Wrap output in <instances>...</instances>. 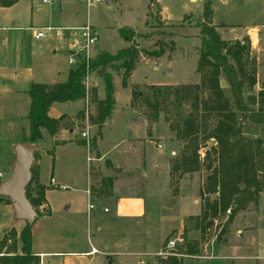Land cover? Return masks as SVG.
<instances>
[{
    "label": "rangeland",
    "instance_id": "1",
    "mask_svg": "<svg viewBox=\"0 0 264 264\" xmlns=\"http://www.w3.org/2000/svg\"><path fill=\"white\" fill-rule=\"evenodd\" d=\"M206 10L208 15L204 13ZM202 20L211 23L224 40L246 42L247 69L254 68L256 83L251 88L244 87L243 96L248 98L257 95L264 86V0H101L93 5H88L86 0H18L9 7L0 8V110L7 109L13 103L3 95V88L10 84L5 80L8 76L16 74L19 80L14 82L15 86L27 89L26 79L31 73L28 68L33 74L40 72V81L55 83L65 81L68 67H74L67 62V54L64 51L66 49L68 52L67 37L66 41L62 42L55 38L53 32H48L44 38L36 39L33 31L47 26L90 24L97 32L96 51L114 53L130 44L118 32L119 27L125 26L133 30V43L141 51L162 50L158 58L141 52L128 77L126 87L121 85L122 69L108 70L112 77L116 103L111 121L101 128L98 140V130L94 127V131L93 128L88 131L85 126V115L83 118L74 116L76 120L67 115L63 118L61 125L74 129L63 131L62 137L67 141L62 147L56 148L55 167L59 178L67 180L68 185L65 189L51 188L47 191L52 214L49 217H39L38 224L53 229L61 223L56 215L65 214L67 224H77L79 246L76 250L89 248L85 225L89 204L93 205L92 211H95L98 205H107L110 208L109 215L115 212L114 198L102 199L100 192V187L105 188L109 184L104 182L99 185L100 175H114L120 184L121 195L130 191L133 195H140L145 209L153 219L150 226L145 228L146 225L139 218L125 217L108 223L102 230L103 249L139 252L138 262L133 260L125 264H163L162 261L172 257L181 259V264H224L223 256H264V193H259L256 205L249 204L246 210L237 212L230 222L227 221L230 213H226L227 209L224 213L217 214L202 232L198 224L204 197L200 195L199 190L208 171L201 167L192 173L170 175L171 160L179 154L182 146L175 136V125L181 122V116L188 113V103L177 106L172 101L164 100L157 113L141 98L133 99V105L131 102L126 104L128 96L131 100L132 90L152 94L147 87L150 84L178 86L200 82V74L196 71L201 47L197 23ZM252 31L256 32L253 39L250 38ZM53 49L56 50L55 53L52 52ZM47 67L52 68L50 73L49 69L44 70ZM99 73L96 69L89 71L86 89L90 92L94 88L96 94L98 90L97 96L103 97L104 83ZM220 80L228 93V84L223 75ZM24 101L20 98L18 106ZM86 105L88 114L94 115V103L88 100ZM52 106L58 112L70 114L83 109L84 103L79 99L55 102ZM129 108L134 110L132 120L142 127H137L139 132L133 130L129 134V140L133 144H136L133 142V136H138L139 150L137 148L127 155L122 151L128 145L123 127L126 114L123 111ZM24 109H27L26 101ZM20 115H16L15 119L18 122L17 128L20 137H26L28 121L25 116L19 118ZM4 119L5 117L0 120V127L4 125ZM143 121L146 125H143ZM89 123L92 124L90 120ZM212 123V119L207 120L208 127ZM84 130L88 133L87 137L80 134ZM242 132L247 137H256L261 133L264 135L258 125L249 122H243ZM44 134L45 137L39 146L51 148L52 143L46 131ZM94 140H97L100 159H90V170L94 179L92 188L97 191L93 194L95 197L89 198L86 192L89 189L88 157L95 158L97 155ZM83 142L88 145L90 152L87 147L81 145ZM204 144L202 142L201 145ZM202 150L200 149L201 153ZM138 151L140 159L139 155H136ZM106 159L119 168L116 170L109 167ZM34 160L35 157L31 167H34L36 179ZM130 164L135 165L125 170ZM142 171H145L147 176L142 174ZM43 181H48L47 171L44 172ZM3 198L10 203L7 197ZM68 205L71 208L64 213V208ZM71 219L73 221H70ZM146 229L150 231L147 232ZM178 237L181 238L180 241ZM36 239L42 240L37 235ZM171 241L173 244H170ZM188 246L193 247L196 252L185 254ZM226 261V264H250ZM104 264H107V261ZM252 264H264V257L254 260Z\"/></svg>",
    "mask_w": 264,
    "mask_h": 264
},
{
    "label": "trees",
    "instance_id": "2",
    "mask_svg": "<svg viewBox=\"0 0 264 264\" xmlns=\"http://www.w3.org/2000/svg\"><path fill=\"white\" fill-rule=\"evenodd\" d=\"M16 2L17 0H0V7H9ZM204 13L208 15L207 10ZM197 26L201 35L196 64L200 82L178 86L150 84L147 87L152 94L132 90L130 102L133 105V99L141 98L156 113L164 100L172 101L177 106L188 103V113L181 116V122L175 125V136L182 146L179 154L171 160L170 175L192 173L201 167L208 171L199 190L204 197L198 224L203 232L217 214L230 208L227 217L230 222L237 212L246 210L249 204L256 205L259 193H264V135L261 133L256 137H247L242 132L243 122L258 125L260 131L264 132V86L257 95L245 98L244 87L251 88L256 83L254 68L247 69L246 42L222 39L215 27L204 20L197 23ZM118 32L130 43L126 48L114 53L96 51L87 62H79L69 69L63 82L30 84L27 91L30 97L27 114L29 130L25 141L39 142L42 139V129L51 136L57 133L65 115L50 117L48 109L52 103L85 97L95 105V114H90L89 120L97 126V135L100 136L101 126L110 117L115 104L112 77L108 70L122 69L121 85L126 87L141 52L154 58L162 54L161 49L141 51L133 43L134 32L131 28L119 27ZM95 69L100 72L104 83L102 98L97 97L96 89L89 92L85 86L86 74ZM221 75L228 84V93L221 85ZM84 112L85 109L79 110L75 116L83 118ZM209 119L213 120L210 127L207 126ZM210 139H213L212 142H209ZM202 142L205 144L201 145ZM200 149H203L202 153ZM30 170L31 179L25 188V194L35 208L37 219L40 215L38 206L45 200V188L34 179L33 166ZM104 182L111 184L112 178L102 179V183ZM8 201L10 202L9 198ZM32 225L33 223L25 221L17 237L13 229L3 234L0 249L6 246V251L0 255V264H40L39 257L31 252ZM185 251V254L196 252L189 246ZM162 263L181 264L182 261L172 257Z\"/></svg>",
    "mask_w": 264,
    "mask_h": 264
},
{
    "label": "crops",
    "instance_id": "3",
    "mask_svg": "<svg viewBox=\"0 0 264 264\" xmlns=\"http://www.w3.org/2000/svg\"><path fill=\"white\" fill-rule=\"evenodd\" d=\"M0 8H3V7H0ZM55 51L56 50L54 49L52 50L53 53H55ZM64 51L67 54V62H68V52L66 49H64ZM94 52H96V47H95ZM71 68L73 67H68L67 74H68L69 69ZM48 69H49L48 73H50L52 69L51 67H47L44 70L46 71ZM28 70L31 73L27 75V79H26V83L28 84L27 89H20L15 86L14 82H16V80H19L16 74H12L8 76V78L5 79L10 84H8V86L6 85L3 88V91H4L3 95L6 100H12L13 103L7 109L0 110V120L3 119V117H5L4 125L0 127V173H1L0 182L4 180L11 171L13 161L15 158V154H14L15 143L19 141H25L24 139L27 138V136L20 137V132H19V129L17 128L18 122L15 119H16V115H20L21 113L22 114L18 116L19 118H21V116L22 117L25 116L27 118L29 103H30V97L27 93L28 88L31 83H45L43 81H40L41 80L40 72H35V74H33L30 68H28ZM1 76H4V75H1ZM22 79L24 80V78ZM145 83H148V82H145ZM46 84H54V83H46ZM155 84H168V83H158V82L156 83L155 82ZM91 85L95 86L94 84H91ZM127 85H128V82H127ZM97 94H98V90H97ZM97 97L102 98L101 96H97ZM20 98L26 101V105H27L26 111L24 109L25 101L23 102L21 106H18V100ZM82 100L84 103L83 109H85L84 115L86 116L85 126L87 127L88 131H91L92 128L94 131V127L97 131L98 129L97 126L93 123L90 124L88 120L89 114H88V110H86V107H87L86 103H88V98L85 97ZM129 102H130V96H128V101L126 102V104L129 105ZM115 103H116V99H115ZM52 105L53 103L48 109V115L50 117L58 118L62 115H67L72 120H76L74 116L79 110L74 113H70V114L66 112H58ZM123 113L126 114L123 120V127L125 130V135L128 138L127 139L128 145L126 146V149L122 151H125L123 153L129 155L133 150L135 151L137 150V148L139 150L138 144L140 143V141L137 140L138 136L134 135L133 142H135L136 144H133L132 141L129 140V134H131L133 130H138L137 127L140 128L142 126L141 125L138 126L137 123H135L132 120L131 117L133 116V113H134L133 109L129 108V110H124ZM111 115H112V112H111ZM111 115L102 124L101 128L106 123H110ZM27 121H28V118H27ZM143 125H146V123L144 122ZM73 129H74L73 127L65 128L61 125L57 133L54 134L53 136L49 135L46 132L48 135L49 141L52 143L50 145L51 148H47V147L40 148L39 145L41 143V140L44 139L45 137L44 131H46L42 129V139L39 142H37V147L34 150L36 179L45 188V191H44L45 200L41 205L38 206V211L44 212V213L43 214L41 213L39 217H42V216L49 217L52 214L51 206L49 205V201L46 196L47 191L53 188L50 184V178H54L55 181L59 185H64L67 188V185H68L66 183L67 180L59 178V175L55 167V160L57 158L56 148L62 147L67 141L65 138L62 137V134L64 133L63 131H67V130L72 131ZM139 131L140 130H138L137 132ZM99 138L100 136L97 138V140ZM97 140L95 141V148L97 151V155L95 156V158H92L90 156L88 157L89 163H88L87 181H88L89 189L86 190V192L89 195V198L95 197V195H93L95 194V191L92 190L93 189L92 186H94L93 185L94 179H93V176L91 175L90 161L92 159H100V154L97 148ZM81 145L87 147L86 149L89 151V147L88 145H86L85 142H83ZM136 155H139L138 159H140L139 151L138 153H136ZM138 159L136 160V163L138 162ZM106 163L108 164L109 167L116 168V170L119 168L117 165H113V163L109 159H106ZM134 165L133 164L128 165L125 168V170L130 169ZM46 171L48 173V181L44 182L43 181L44 172ZM141 173L147 176V173L145 171H142ZM167 174H168V171H167ZM100 176H101V179L99 181V185L103 184L102 183L103 178H108V177L112 178V182L111 184L108 185V187L107 186L106 188L100 187V192H101L102 199H108V197L114 198L113 202L116 203L115 212L112 215H109L110 208L107 205H98L95 211H92L91 209L87 208L88 210L85 216V225H86V241L88 242L89 248L85 250H81V251L76 250V248L79 246L78 239H77V226H76L77 224L75 225H73L72 223L67 224L65 222L67 221L65 214L58 213L56 215L57 220H59L61 223L53 229L47 227L46 225L38 224L39 223V217H38L36 221L33 222V225L31 226V252L33 255L39 257L40 264H104L105 261H107V264H125L126 262H133V260L134 262L139 261V258L137 257V253L139 252L122 251L121 249L107 251L106 249H103L102 248L103 238L101 236V232L103 229L106 228L108 223L113 222L115 220H119L121 218H125V217H131L134 219L139 218L140 221H142L146 225L145 228H148L147 226H150V223L153 221V219L149 216L150 212H147V210L145 209V204L140 195H137V194L133 195L132 193H130L131 191L129 192L130 194L127 193L126 195H121L120 184H118L116 177L114 175H110V176L100 175ZM3 197H6V196L0 195V239L2 238L3 234L7 232L9 229L15 230V236L17 237L25 221L21 219H17L14 216V213L10 215V213L13 212L11 203H8L6 200H4L5 198ZM70 208H71L70 205L66 206L64 208V213L66 211H69ZM104 208H107V211H104L103 210ZM145 217L148 219H146ZM70 221H73V219H71ZM146 231L148 232L150 230L146 229ZM36 235L37 237L40 236L42 240L38 241L36 239ZM118 245L121 246V244H118ZM4 251H6V246L3 247V249H0V255H2ZM109 255L112 257H109ZM263 257L264 256L258 255V254L252 255V256H241V255L240 256H237V255L223 256V258L225 259L224 264L227 263L226 260L233 261V262H236V261L246 262V263L252 264L254 263V260L262 259Z\"/></svg>",
    "mask_w": 264,
    "mask_h": 264
},
{
    "label": "water",
    "instance_id": "4",
    "mask_svg": "<svg viewBox=\"0 0 264 264\" xmlns=\"http://www.w3.org/2000/svg\"><path fill=\"white\" fill-rule=\"evenodd\" d=\"M108 2V0H105ZM256 35L250 32V38ZM243 42V40H241ZM36 142L19 141L14 145L15 158L9 175L0 182V195L9 198L14 216L28 223L36 221V211L26 197L25 188L31 179V165Z\"/></svg>",
    "mask_w": 264,
    "mask_h": 264
},
{
    "label": "built area",
    "instance_id": "5",
    "mask_svg": "<svg viewBox=\"0 0 264 264\" xmlns=\"http://www.w3.org/2000/svg\"><path fill=\"white\" fill-rule=\"evenodd\" d=\"M43 1L46 2V0ZM98 1L101 0H86L88 5H93ZM33 32L34 38L36 39L44 38L45 36H47L48 32H53L55 38L62 42H64L67 37L68 63L72 64L73 66H76L79 62H87L88 59L93 56L92 53H94L95 51L97 32L96 29L90 24L64 27L47 26ZM88 73L85 77V86L87 85L86 80ZM87 135V131L81 132V136L87 137ZM50 184L53 188H66V186L64 185H59L54 178H50ZM89 208H93V205L89 204ZM103 210L107 211V208H104ZM229 212L230 210L227 209L226 213ZM177 239L178 241H180L181 238L178 237ZM170 244H173V241H171Z\"/></svg>",
    "mask_w": 264,
    "mask_h": 264
}]
</instances>
